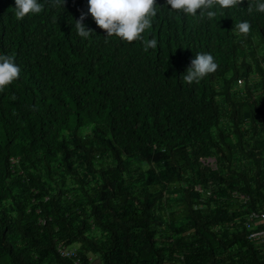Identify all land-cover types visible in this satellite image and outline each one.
<instances>
[{"label": "trees", "instance_id": "obj_1", "mask_svg": "<svg viewBox=\"0 0 264 264\" xmlns=\"http://www.w3.org/2000/svg\"><path fill=\"white\" fill-rule=\"evenodd\" d=\"M40 2L17 21L0 0V54L21 69L0 92V264H74L58 244L81 264H264L245 227L264 211V13L156 0L145 51L106 38L87 0ZM199 52L218 69L187 85Z\"/></svg>", "mask_w": 264, "mask_h": 264}, {"label": "clouds", "instance_id": "obj_2", "mask_svg": "<svg viewBox=\"0 0 264 264\" xmlns=\"http://www.w3.org/2000/svg\"><path fill=\"white\" fill-rule=\"evenodd\" d=\"M54 6L64 7L65 0H51ZM244 3V0H166L172 11H179L186 15L200 19L212 20L217 12L213 9H231ZM247 12L253 10L264 13V0H247ZM87 14L91 16L97 27L106 32L107 37H118L121 41L132 43L143 40L144 50L155 49L157 40H145L143 33L152 28L153 18L157 16L156 0H87ZM17 21L28 15L40 14L44 11V3L40 0H15V7L10 8ZM85 14L75 20L74 28L84 39L90 38L94 32L83 23ZM233 32L247 36L251 32V24L245 20L234 24ZM107 42V39L106 41ZM218 64L215 58L207 52L195 54L185 74L180 78L191 85L200 83L207 76L215 73ZM21 69L15 63V56L0 54V92L19 79ZM213 161V160H212Z\"/></svg>", "mask_w": 264, "mask_h": 264}, {"label": "built area", "instance_id": "obj_3", "mask_svg": "<svg viewBox=\"0 0 264 264\" xmlns=\"http://www.w3.org/2000/svg\"><path fill=\"white\" fill-rule=\"evenodd\" d=\"M204 162L214 167V163L211 159H207ZM260 224L262 228H256ZM245 227L250 230L248 238L254 245L260 248V253L264 257V211L258 210L249 212ZM56 250L60 257L72 259L74 264H81L75 260L77 256L75 247H66L62 244H58Z\"/></svg>", "mask_w": 264, "mask_h": 264}, {"label": "crops", "instance_id": "obj_4", "mask_svg": "<svg viewBox=\"0 0 264 264\" xmlns=\"http://www.w3.org/2000/svg\"><path fill=\"white\" fill-rule=\"evenodd\" d=\"M90 264H100V262L97 259H93Z\"/></svg>", "mask_w": 264, "mask_h": 264}, {"label": "rangeland", "instance_id": "obj_5", "mask_svg": "<svg viewBox=\"0 0 264 264\" xmlns=\"http://www.w3.org/2000/svg\"><path fill=\"white\" fill-rule=\"evenodd\" d=\"M259 54L261 55V54H264V48L262 47V45H261V48H260V50H259Z\"/></svg>", "mask_w": 264, "mask_h": 264}]
</instances>
